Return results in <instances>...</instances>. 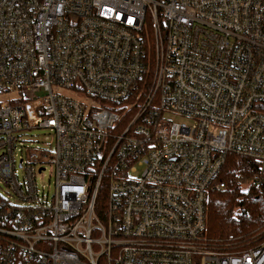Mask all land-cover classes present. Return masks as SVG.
Instances as JSON below:
<instances>
[{
  "label": "built area",
  "instance_id": "2783aa9c",
  "mask_svg": "<svg viewBox=\"0 0 264 264\" xmlns=\"http://www.w3.org/2000/svg\"><path fill=\"white\" fill-rule=\"evenodd\" d=\"M14 94L0 264H264V240L231 253L206 237L229 155L264 182V0H0V96ZM31 130L55 146L29 147Z\"/></svg>",
  "mask_w": 264,
  "mask_h": 264
},
{
  "label": "trees",
  "instance_id": "16d2710c",
  "mask_svg": "<svg viewBox=\"0 0 264 264\" xmlns=\"http://www.w3.org/2000/svg\"><path fill=\"white\" fill-rule=\"evenodd\" d=\"M260 165L229 155L220 180L225 188L212 192L207 218V245L219 252L240 253L264 240V182L255 184Z\"/></svg>",
  "mask_w": 264,
  "mask_h": 264
},
{
  "label": "rangeland",
  "instance_id": "374dc122",
  "mask_svg": "<svg viewBox=\"0 0 264 264\" xmlns=\"http://www.w3.org/2000/svg\"><path fill=\"white\" fill-rule=\"evenodd\" d=\"M66 96H71V93L66 91L63 92ZM17 96L14 95H5L0 96V103L5 102L8 100L16 101ZM168 119H172L177 122H185L188 121L182 116L177 115H170ZM53 134L49 130H31L27 132L26 140L28 141V146L33 148H42L45 150H49L50 145L53 144L55 146V140H53ZM18 161V169H19V179L23 181L25 172L24 170L19 168V157L17 159ZM46 170L42 174L37 175V187L40 196L44 197L46 199L47 196H49V199L52 198L55 192L54 188V176L52 175V170L49 165H45ZM10 194V191L6 187V185L0 180V195L8 198Z\"/></svg>",
  "mask_w": 264,
  "mask_h": 264
}]
</instances>
